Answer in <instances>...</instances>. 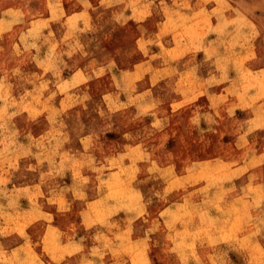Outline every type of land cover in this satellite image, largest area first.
Segmentation results:
<instances>
[{
	"label": "rangeland",
	"instance_id": "1",
	"mask_svg": "<svg viewBox=\"0 0 264 264\" xmlns=\"http://www.w3.org/2000/svg\"><path fill=\"white\" fill-rule=\"evenodd\" d=\"M112 1L0 0V264H264V0Z\"/></svg>",
	"mask_w": 264,
	"mask_h": 264
},
{
	"label": "crops",
	"instance_id": "2",
	"mask_svg": "<svg viewBox=\"0 0 264 264\" xmlns=\"http://www.w3.org/2000/svg\"><path fill=\"white\" fill-rule=\"evenodd\" d=\"M117 1L118 2H121L122 0H114L112 1L113 3H115ZM70 246V243L68 244H61L57 246L58 250V255H60L65 249H68ZM101 249L104 250V251H108L109 253H106V254H103V256H107L109 257L110 261L108 262H111V261H115V262H118L121 260L122 257H120L117 253L122 249V243L121 242H114L112 244L109 245V248L107 250V247L105 245H102L101 246Z\"/></svg>",
	"mask_w": 264,
	"mask_h": 264
},
{
	"label": "bare ground",
	"instance_id": "3",
	"mask_svg": "<svg viewBox=\"0 0 264 264\" xmlns=\"http://www.w3.org/2000/svg\"><path fill=\"white\" fill-rule=\"evenodd\" d=\"M6 103V102H5ZM110 188H112V187H110ZM117 195H118V193H117ZM120 195V194H119ZM142 200V199H141ZM123 201V200H122ZM118 202V201H117ZM116 202V203H117ZM111 203V202H110ZM101 204V203H100ZM108 204V203H107ZM107 204H105V205H107ZM117 204H120V203H117ZM104 205V204H103ZM109 205H112V204H109ZM113 205H115V204H113ZM102 206V205H101ZM123 206V205H122ZM99 207H100V205H99ZM103 207V206H102ZM229 207V206H228ZM100 210H101V208H99ZM232 209V208H231ZM107 210V209H106ZM105 210V211H106ZM102 211V210H101ZM231 211V210H230ZM233 211V210H232ZM231 213L229 212V215H230ZM109 219V218H108ZM113 222H115V221H113ZM227 222V221H226ZM113 225V224H112ZM228 226V225H227ZM226 227V226H225ZM227 228V227H226ZM226 230V229H225ZM222 231H224V230H222ZM227 231V230H226ZM228 231H229V229H228ZM220 235H222V234H220ZM222 238V237H221ZM214 239H216L215 237H214ZM189 249V248H188ZM191 250V249H190ZM182 251H183V249H182ZM185 253V252H184Z\"/></svg>",
	"mask_w": 264,
	"mask_h": 264
}]
</instances>
